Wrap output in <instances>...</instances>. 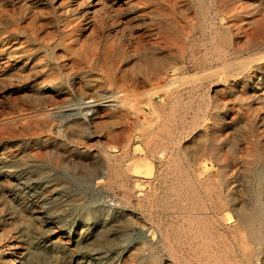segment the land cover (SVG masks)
Returning a JSON list of instances; mask_svg holds the SVG:
<instances>
[{"label": "rangeland", "instance_id": "374dc122", "mask_svg": "<svg viewBox=\"0 0 264 264\" xmlns=\"http://www.w3.org/2000/svg\"><path fill=\"white\" fill-rule=\"evenodd\" d=\"M263 190L264 0H0V264H264Z\"/></svg>", "mask_w": 264, "mask_h": 264}, {"label": "bare ground", "instance_id": "6f19581e", "mask_svg": "<svg viewBox=\"0 0 264 264\" xmlns=\"http://www.w3.org/2000/svg\"><path fill=\"white\" fill-rule=\"evenodd\" d=\"M234 15V14H233ZM214 38V37H213ZM222 55V54H221ZM263 55V54H262ZM227 56V55H226ZM154 66V65H153ZM155 68V67H154ZM165 70V69H164ZM155 71V70H154ZM161 71V70H160ZM156 73H159V72H156ZM156 75V74H155ZM154 77V76H153ZM161 78V77H160ZM156 79V78H155ZM151 80H152V78H151ZM254 83V82H253ZM165 85H167V83L165 84ZM159 87H160V85H158ZM166 87V86H165ZM159 89V88H158ZM255 89V88H254ZM260 89V88H259ZM255 91V90H254ZM261 95V94H260ZM111 97V96H110ZM114 99V98H113ZM111 99L109 98V99H106L105 101H110ZM87 101V100H86ZM90 101V100H89ZM102 101L100 100V101H96V102H91L89 105L90 106H92V107H95V106H98L100 103H101ZM72 110V109H71ZM70 110V111H71ZM79 112V111H78ZM80 113V112H79ZM82 114H85V111L83 112H81ZM223 119V118H222ZM226 124V123H225ZM127 144H128V142H127ZM163 149V148H162ZM169 149V148H168ZM165 150V149H164ZM172 154V153H171ZM261 155V154H260ZM259 155V156H260ZM262 156V155H261ZM172 157V156H171ZM258 158V157H257ZM258 160V159H257ZM177 164V163H176ZM257 164V163H256ZM260 164V163H259ZM178 165V164H177ZM179 166V165H178ZM177 167V166H176ZM190 168V167H189ZM116 170V169H115ZM260 171V170H259ZM118 172V171H117ZM114 174V173H113ZM259 175H260V173H259ZM263 175V174H262ZM257 178V177H256ZM179 181V180H178ZM181 181H183V180H181ZM185 181H187V183H190V182H188V180H185ZM258 182V181H257ZM262 182V181H261ZM181 183V182H180ZM179 183V184H180ZM188 185V184H187ZM186 186V185H185ZM184 186V187H185ZM189 186H190V184H189ZM260 186V185H259ZM182 187H183V184H182ZM192 188V187H191ZM193 188H194V186H193ZM183 189V188H182ZM187 189H188V187H187ZM173 190H174V188H173ZM260 190V189H259ZM175 191V190H174ZM181 191V190H180ZM264 191V190H263ZM190 192V191H189ZM193 192H194V189H193ZM177 193V192H176ZM180 193H182V192H180ZM187 193V192H186ZM257 193V192H256ZM193 194V193H192ZM258 194V193H257ZM262 194V193H261ZM259 195V194H258ZM259 198V197H258ZM190 199V198H189ZM262 200V199H261ZM263 201V200H262ZM245 203V202H244ZM257 204V203H256ZM243 207V206H242ZM247 207V206H246ZM261 207V206H260ZM237 209H238V207H237ZM256 211V210H255ZM238 217H239V225H243V227H245L246 228V230L248 231V233H249V235H250V238H248V239H251V240H254L256 243H259L260 244V242L263 240L264 241V207H261V210L259 211V212H249V213H244V214H238ZM202 224V223H201ZM203 225V224H202ZM201 225V226H202ZM233 225V224H232ZM193 227V226H192ZM203 227V226H202ZM191 228V227H190ZM193 228H195V227H193ZM200 229H201V227H199ZM189 229V228H188ZM200 229H199V231H200ZM203 229V228H202ZM205 229V228H204ZM240 229V228H239ZM193 230V229H192ZM208 230V229H207ZM185 231V230H184ZM189 231H187V233H188ZM191 232V231H190ZM194 232V231H193ZM196 232H198V228H197V231ZM202 232H204V231H201V233ZM240 232V231H239ZM241 232H243V231H241ZM237 233V232H236ZM193 234V233H192ZM239 234V233H238ZM199 235H202V234H199ZM241 235V234H240ZM248 235V234H247ZM203 236V235H202ZM247 237V236H246ZM168 238V237H167ZM200 238V237H199ZM198 238V239H199ZM204 238V237H203ZM202 238V239H203ZM239 238V237H238ZM242 238V237H241ZM164 239V238H163ZM196 239V238H195ZM195 239H193V240H195ZM201 239V240H202ZM207 239V238H206ZM235 239V238H234ZM166 240H168V239H166ZM200 240V241H201ZM212 240V239H211ZM233 240V239H232ZM165 241V240H164ZM207 241V240H206ZM214 241V240H213ZM234 241V240H233ZM195 242V241H194ZM216 242V241H215ZM250 242V241H249ZM193 243V242H192ZM200 243V242H199ZM172 244V243H171ZM204 244V243H203ZM251 244H252V242H251ZM255 244V243H254ZM258 244V245H259ZM232 245V244H231ZM168 246H170L169 244H168ZM198 246V245H197ZM204 246V245H203ZM218 246V245H217ZM252 246H253V244H252ZM167 247V246H166ZM261 247V246H260ZM259 247V248H260ZM164 248V247H163ZM197 248V247H196ZM205 248V247H204ZM234 248V247H233ZM236 248V247H235ZM258 249V248H257ZM238 250V249H237ZM255 251V250H254ZM260 251V250H259ZM172 252V251H171ZM238 252V251H237ZM242 252V251H241ZM240 252V253H241ZM206 253V252H205ZM214 253V252H213ZM218 253V252H217ZM247 253V252H246ZM246 253H244V254H246ZM176 255V254H175ZM198 255V254H197ZM201 255V254H200ZM206 255V254H205ZM241 255V254H240ZM248 255V254H247ZM250 255V254H249ZM178 256V255H177ZM182 256V255H181ZM255 256H256V254H255ZM184 257V256H183ZM262 257V256H261ZM174 258V257H173ZM181 258V257H180ZM185 258V257H184ZM241 258V257H240ZM249 258V257H248ZM256 258V257H255ZM264 258V257H263ZM263 258H262V261H263ZM174 259H176V258H174ZM215 259V258H214ZM217 259V258H216ZM6 260V259H5ZM177 260V259H176ZM175 260V261H176ZM179 260V259H178ZM181 260V259H180ZM219 260H221L220 258H219ZM247 260V259H246ZM214 261V260H213ZM216 261V260H215ZM223 261V260H222ZM11 262V261H10ZM211 262V261H210ZM217 262V261H216ZM236 262V261H235ZM12 263V262H11ZM182 263V262H181ZM225 263V262H224ZM262 263V262H261ZM188 264H189V262H188ZM218 264H219V262H218ZM228 264V263H227ZM251 264V263H250Z\"/></svg>", "mask_w": 264, "mask_h": 264}]
</instances>
